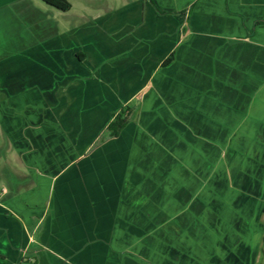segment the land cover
<instances>
[{"label": "crops", "instance_id": "crops-1", "mask_svg": "<svg viewBox=\"0 0 264 264\" xmlns=\"http://www.w3.org/2000/svg\"><path fill=\"white\" fill-rule=\"evenodd\" d=\"M87 2L0 54V264L238 263L225 195L264 137V0Z\"/></svg>", "mask_w": 264, "mask_h": 264}, {"label": "rangeland", "instance_id": "rangeland-1", "mask_svg": "<svg viewBox=\"0 0 264 264\" xmlns=\"http://www.w3.org/2000/svg\"><path fill=\"white\" fill-rule=\"evenodd\" d=\"M73 4L75 8V14L78 13V9H90L87 8V0H68ZM93 1V0H92ZM103 0H95V3H102ZM83 5V6H82ZM47 6V7H46ZM52 9V10H51ZM81 10V11H82ZM97 10V9H96ZM53 11L58 13V10L48 6L41 0H24L19 1L17 4L11 5L9 7L0 8V54L6 52L9 48L11 49L18 44L19 38L31 37L36 38L41 34L39 27L40 19L43 13ZM62 13V12H61ZM50 15V14H49ZM73 16V14H70ZM50 18V16H49ZM71 16L60 14L59 19L63 22L65 20H71ZM4 81L12 80V77H7L8 73L5 70L0 71ZM6 91L0 92V100L5 97ZM135 102L133 105H135ZM2 127L0 126V174L2 172L5 176V165L8 163V158L13 157L15 159L14 153L10 151L6 155L5 142L1 136ZM255 145L249 147V152L245 149L240 150V160L243 165L239 169V173L242 177H245V182L243 184H237L239 188L233 185V192L225 195L228 199L227 201H233L235 206L234 216L231 217L235 225L240 227V232L234 234V240L237 245L234 248L235 252H239L238 263L235 264H248L254 259V252H250V244L254 240V232L256 233V240L259 234L264 235L262 232L264 225V137L255 136ZM12 159V160H13ZM223 170L225 175H228L229 168L224 165ZM250 174V178H247ZM2 178V177H1ZM3 180V179H2ZM1 181V180H0ZM250 182V183H249ZM250 187V189H249ZM254 190V200L251 191ZM228 191V190H226ZM242 191L246 195H242ZM250 191V192H249ZM230 192V191H228ZM249 194V195H248ZM248 195V196H247ZM247 196V197H246ZM233 199V200H232ZM249 208V213H248ZM238 213V215L236 214ZM258 213L261 214L259 218V223L257 226L253 227V219L257 217ZM238 241V242H236ZM264 249V242L262 243ZM256 264H264V253L259 257L257 256Z\"/></svg>", "mask_w": 264, "mask_h": 264}, {"label": "trees", "instance_id": "trees-1", "mask_svg": "<svg viewBox=\"0 0 264 264\" xmlns=\"http://www.w3.org/2000/svg\"><path fill=\"white\" fill-rule=\"evenodd\" d=\"M50 6H53L56 9L67 12L71 9V4L68 0H42ZM172 56L167 59L164 65H167L172 60ZM130 107H123L119 112L112 115V120L107 126V131L111 137H116L119 135L120 131L125 127L129 122V113Z\"/></svg>", "mask_w": 264, "mask_h": 264}, {"label": "flooded vegetation", "instance_id": "flooded-vegetation-1", "mask_svg": "<svg viewBox=\"0 0 264 264\" xmlns=\"http://www.w3.org/2000/svg\"><path fill=\"white\" fill-rule=\"evenodd\" d=\"M1 91H6V90H3L0 87V92ZM263 214H264V211H263ZM260 217H261V214L260 213H258L257 217H254V219H253L254 220L253 221V227L254 228L257 226V223L256 222L259 221V218ZM258 224H260V223L258 222ZM262 232H264V225H263ZM256 233H257V231L254 232V236H253L254 237V240L250 244V252H254V259L251 262H249L248 264H256L257 263V259H258L257 256L259 255V257H260L264 253V249H263V246H262V243L264 242V235L261 236V234H259L258 239L256 240Z\"/></svg>", "mask_w": 264, "mask_h": 264}]
</instances>
